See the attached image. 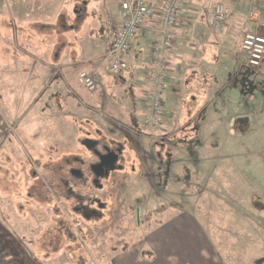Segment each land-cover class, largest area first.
I'll return each instance as SVG.
<instances>
[{
    "label": "rangeland",
    "instance_id": "1",
    "mask_svg": "<svg viewBox=\"0 0 264 264\" xmlns=\"http://www.w3.org/2000/svg\"><path fill=\"white\" fill-rule=\"evenodd\" d=\"M214 1L235 27L223 50L239 51L241 32L264 33V0ZM105 34L103 0H0V255L18 264H264V63L245 72L223 53L216 89H182L151 130L120 77L93 72L95 95L79 81V42ZM100 135L122 147L125 168L112 176L104 218L83 221L54 195L55 178L66 160L89 158L81 140Z\"/></svg>",
    "mask_w": 264,
    "mask_h": 264
},
{
    "label": "crops",
    "instance_id": "2",
    "mask_svg": "<svg viewBox=\"0 0 264 264\" xmlns=\"http://www.w3.org/2000/svg\"><path fill=\"white\" fill-rule=\"evenodd\" d=\"M22 5L23 3L21 8L19 7L17 10L19 14L24 13L25 8ZM104 7L106 12V34L104 38L97 39V36H88L87 41L82 40L79 42L80 48L76 57L80 59L77 62L73 61V63L74 66L81 65V72H99L100 74L103 71L108 72L105 54L109 47L110 33L120 26V0H105ZM187 9H182L180 26L175 31L176 39L171 57L170 87L173 88V91H176L175 83L184 78L186 80L184 89L192 85L195 92L198 91V94L202 96L212 92L218 85L215 73L217 72L216 68L224 62L223 53L226 52L227 55H230L229 57L238 60L241 69L246 57L241 51V44L239 51L223 50L222 48L223 44L227 45L225 42L228 41V37L235 28L233 22L232 25L230 24L231 18H228L229 21L213 33L209 29L204 8L202 10L195 7V10L193 7ZM82 12V9L76 10V14ZM257 23L259 22L257 21ZM256 25L257 29H264V25L260 27H258L260 23ZM152 28L154 27L146 25L140 31L133 45L132 53L128 58V70L116 76V78L120 77L122 79L123 84L127 86L129 91L128 95L133 96L137 102L134 103V107L137 109L141 107L144 110L147 73L150 70L151 48L154 41ZM241 33L242 40L246 32ZM239 57L240 59H238ZM191 96V99H195L192 94Z\"/></svg>",
    "mask_w": 264,
    "mask_h": 264
},
{
    "label": "built area",
    "instance_id": "3",
    "mask_svg": "<svg viewBox=\"0 0 264 264\" xmlns=\"http://www.w3.org/2000/svg\"><path fill=\"white\" fill-rule=\"evenodd\" d=\"M105 1V0H104ZM187 0H120V26L110 33L108 73L118 75L127 71L129 56L140 31L150 25L154 32L151 48L150 70L147 75L144 124L151 130L162 127L169 89L171 57L176 39L175 31L180 26L181 11ZM207 23L215 33L225 25L230 10L221 2L208 0L204 8ZM241 51L246 57L242 69L256 72L264 63V33L255 31L244 34ZM79 81L92 94L98 92L99 81L93 72L83 71Z\"/></svg>",
    "mask_w": 264,
    "mask_h": 264
},
{
    "label": "flooded vegetation",
    "instance_id": "4",
    "mask_svg": "<svg viewBox=\"0 0 264 264\" xmlns=\"http://www.w3.org/2000/svg\"><path fill=\"white\" fill-rule=\"evenodd\" d=\"M80 144L89 152V158L73 157L72 160H66L67 169L60 166L56 173L54 195L66 198L65 202L71 204L73 214L83 221L95 222L104 218L108 208L106 195L110 197L108 189L113 183L112 176L125 168V157L122 147L113 143L112 139L107 141L105 135L87 137ZM46 185L43 181L42 186Z\"/></svg>",
    "mask_w": 264,
    "mask_h": 264
},
{
    "label": "trees",
    "instance_id": "5",
    "mask_svg": "<svg viewBox=\"0 0 264 264\" xmlns=\"http://www.w3.org/2000/svg\"><path fill=\"white\" fill-rule=\"evenodd\" d=\"M129 68V67H128ZM125 72V71H124ZM122 73V72H121ZM115 76V75H114ZM183 80V81H182ZM182 80L178 81L175 83V89L176 91H173V88L170 87V84H169V89L167 90V92L165 93V99L169 100L170 99L175 102V101H178V99H180V97L182 96L183 92L185 91H190V90H184V91H178V90H181V89H184V87L186 86L185 83H186V80L183 78ZM146 91H147V80H146ZM180 93V94H178ZM184 95H187L184 93ZM184 97V96H183ZM130 98L132 99V102L135 103L136 101L134 100V97L130 95ZM140 99V97H139ZM145 99H146V94H145ZM144 99V100H145ZM167 100V102H169ZM137 103V102H136ZM145 106V102H144V105ZM166 112V111H165ZM145 114H146V110L144 112V117H145ZM144 127H146L144 125ZM0 259L3 261V262H7L8 264H18L14 259H11L10 258V253H2V255H0Z\"/></svg>",
    "mask_w": 264,
    "mask_h": 264
}]
</instances>
